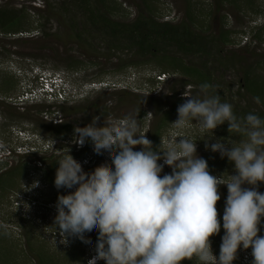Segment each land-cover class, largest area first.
Masks as SVG:
<instances>
[{"label":"clouds","instance_id":"obj_1","mask_svg":"<svg viewBox=\"0 0 264 264\" xmlns=\"http://www.w3.org/2000/svg\"><path fill=\"white\" fill-rule=\"evenodd\" d=\"M32 76L36 87H29L20 99H75L76 89L65 77L40 71ZM131 82L128 79L124 83L129 86ZM100 83L103 87L105 82ZM209 88L207 83L201 84L202 98L189 96L178 105L177 119L170 124L184 129L195 123L201 131L210 130L208 138L212 139L213 130L227 122L229 132L246 136L239 145L223 139L205 144L221 158L227 157L235 174L227 180L210 174L207 161L197 154V140L189 135L173 132L167 145L161 141L154 150L152 142L139 132L137 116H125L111 125L104 121L98 124L100 117L93 116L84 127H74V142L78 146L90 142L94 153L107 157L112 167L102 165L85 172L84 165L69 150L56 162L54 187L74 189L58 195L55 203L53 222L61 243L74 238L91 249L93 245L85 237L96 233L95 254L87 264H180L193 257L199 264H233L237 250H248V254L249 248L251 264H264V233L258 235L264 228V193L256 187L258 182L264 183V119L254 113L238 118L231 104L221 102L219 95L207 94ZM59 94L66 98L60 100ZM254 100L260 102L259 97ZM24 137L23 147L30 143L28 147L37 148L34 153L43 151L46 145L47 149L52 147L37 137L35 141L28 134ZM136 146L140 149L134 150ZM12 152L31 155L0 144V163ZM165 166L171 172L161 175ZM219 185L227 188L220 219L216 208L221 198ZM221 227L224 231L215 256L209 237L218 234ZM247 254L245 261L249 260Z\"/></svg>","mask_w":264,"mask_h":264},{"label":"rangeland","instance_id":"obj_2","mask_svg":"<svg viewBox=\"0 0 264 264\" xmlns=\"http://www.w3.org/2000/svg\"><path fill=\"white\" fill-rule=\"evenodd\" d=\"M57 1L60 0H51L50 3L52 7L48 9L45 0H0V7L6 5L19 10L24 9L25 12V9H27L31 17L35 16V9H37L41 12L40 14H44L46 19L51 20V23L48 25L49 32L52 31L53 33L59 27L60 31H62L61 36L64 40L62 44L60 43L59 49L55 51L59 53V56H53V54H49L50 52H46V54L49 55V63H44V60L38 57L41 52V50H39L41 44H38V41H11L8 46L4 44L1 46L0 44V52L2 53L0 54V89H9L7 91V96H4L3 93L0 92V144L9 150L17 149V147L23 146L24 136L28 134L33 140L37 137L39 140L43 141L44 144L47 140L52 146L56 145V141H53L51 137L57 129L55 125L60 124L61 120L64 118L62 113L56 109V105L59 106L62 104L63 106L65 104H63V102H51V104H49L44 100L34 101L29 99L26 101L28 99L26 96L21 97V99L19 98L29 87H36L35 83H33L32 75L37 71L65 77L71 87L76 89V93L73 92V94H76L75 99H71V102L65 105L71 109V113L77 116L75 117L71 114V121L78 120L77 122H73L74 127H84L91 122L93 116H96L97 112L94 108L95 105L91 106V103L94 101L97 103L96 109L106 107L109 111H105L104 113L109 112L110 114L106 115L104 118L101 117L97 123L102 124L104 121L108 125L120 121L121 118L125 116H137L138 109L142 105L145 112H147L145 115L146 118H144L146 125L141 126L139 124V132L144 133L146 138L150 140L151 133L155 130L154 127L157 125L162 115L161 112L173 106L169 104L172 102L169 101L168 103L165 97L172 95L169 92L170 86L175 84L176 80H180L182 78L181 75L167 74V79H165V81L154 85L152 82L153 78L160 72H152L151 68L146 64L140 66L139 69L131 68L130 71L123 72V74H108L105 77H98L99 68L97 67L75 72L68 71L67 65L60 63L63 62V55L66 53V50H68V48L70 49L73 45L69 40L67 34L68 30H65L66 27L62 24L67 19V13L55 9ZM146 1L149 7L155 10V16L159 21L171 22L173 24H178L189 9L187 0ZM232 1L233 2L229 0H227V2L224 1L222 6L220 5V10H217L214 7L215 0H194V2L199 3L195 11V29L198 32L199 30H204L205 36L211 35L214 39H220V35L226 31L235 32V34L232 35V44L227 45L223 44L221 41L218 42V53L221 57L219 55L217 56V52L214 51L215 59H228V62L231 63V66L223 71L224 78H217L218 82L222 85V89L220 90H223V95L221 96L224 97L221 99V102L231 104L233 112L235 110L240 112L242 109L248 107L251 108L253 112H258L260 110L264 111V99L257 103L254 97L246 91L244 84L246 74L253 70V67L256 66V61H264V30L261 32L262 42L259 43L257 40H254V36L258 33V29L264 25V0ZM104 2L107 4H113L115 2L121 4L120 7L126 11L124 15H122V20L134 19L139 10L146 12L143 0H105ZM1 36L3 35L0 34V38H3ZM30 36H32V34H24L19 35V38H29ZM11 38L13 39L14 36H11ZM15 38H18V36ZM36 48L39 49L36 50ZM70 53L71 55L75 54L73 51ZM86 57L88 59H95L93 51L85 56V58ZM190 61L198 65L204 60L190 58ZM152 65H155V63ZM257 72L264 81V64ZM183 78L187 80L185 77ZM128 79L129 81L132 80L131 85L126 87L121 86L124 85V82L128 81ZM8 80H10V83L12 80L14 82L11 84L13 87L12 89L10 88V83H5L6 81L8 82ZM180 81L178 85H176V90L179 92L178 97L182 98L184 102L190 98L189 96L203 97L204 94L199 87L192 86V84L189 83L182 88L179 86ZM100 82H105L104 84L108 85V87H99L101 84ZM33 84L34 86H32ZM123 91L150 97V99H154V102L153 104H142L133 99L127 100L126 97L122 96ZM207 94L210 95L208 91ZM110 97L113 98L111 99ZM144 100L148 99L145 98ZM161 104L165 105V109H161ZM171 128L174 127L171 126ZM221 128L222 124L218 125L213 130V138L209 139L208 137L212 135L211 131H201L198 125L193 123L190 127L184 128L185 130L175 128L174 131L170 130L168 134L163 137L162 143L167 145L168 137L173 132H181L197 140L195 142L197 154L207 162L214 160H216V162H221L222 160L226 161L228 160L227 157L221 158L218 152H212L210 149H206L205 144L207 143L210 145L215 142V139H223L224 142L230 145H239L246 141L247 137L240 134H227L225 130L220 132ZM179 139L178 137L177 140ZM74 141V135L66 140L64 144L69 148H65V152L69 150L73 158L84 165L82 168L85 172H90L88 164L95 166L93 170L102 165L105 167H112L107 157L98 155L94 156L92 163L88 161L84 163L86 159L93 156V148L84 159H79L81 153L78 151L80 149ZM86 143L87 141L83 146H85ZM28 146H31V144L29 143L26 147ZM139 149L140 146H136L134 150ZM12 153L11 157H5L3 162L0 163V177L11 168L14 169L20 164L22 166V163H20L21 161L27 163L26 166L28 169L22 176L18 177L16 182L12 181L13 184H17L14 192H7L4 195H0V261L8 260L7 257L3 258L2 252L4 255H6L5 253L14 252L16 258H18L15 262L16 264H38V260L31 250V246L35 249L38 246L36 250L41 254L43 261H46L48 264L51 262V264H87L89 257L95 254L97 234L94 233L91 236L85 237L87 241L92 243L93 247L91 249L85 247L78 239L74 238H70L66 244H63L60 242L61 237L58 228L53 222L56 215L54 211L56 201H53V199L55 200L56 195L60 193L64 195L65 192L67 193L74 190L64 188L58 190L54 187L53 182L49 181V177L52 175L49 170L50 164L52 161L59 159L58 156L60 153L52 154L49 149L44 148L43 151L35 153L36 156L31 158L29 155H22L25 156L23 160L21 154L17 152ZM52 156H54V159H50ZM40 158H46V162L41 161ZM227 162L228 161H226V164ZM229 164L230 167L221 170L217 176L223 174L224 177L222 178L224 179L227 177L228 179L229 175L235 174L233 163L230 162ZM23 165L25 166V164ZM168 169L170 172L171 169L169 167ZM213 170H215V168ZM164 172L165 171H163L161 175H163ZM34 182H38V186L33 187ZM244 187L252 186L244 185ZM256 187L257 191L264 193L261 186L259 187L257 185ZM226 189V185H222L218 189L221 195L220 200L216 203L218 219L222 216L224 200L227 196L224 195ZM62 190H64V192H62ZM30 195H34V198L37 197L39 202L36 204L26 201L28 200L27 196ZM47 207L50 209H47ZM261 219L262 223H264V217ZM223 231L224 230L220 231L218 235L209 237L211 248L213 247L212 252L215 256H217L216 252H219ZM262 233H264V228H261L258 235ZM4 240L10 244H14L15 247L13 249L12 247L6 248L5 245L7 242ZM41 246H43L45 252L39 249ZM73 249L77 250L76 253H79L78 255L80 257L78 261L68 260L73 257V255H69ZM243 250L241 252L239 249L237 250V258L234 260L235 262L233 264H251V248H249L250 253H248L250 255L247 254L248 250ZM50 253L54 257V260L51 258ZM246 254L249 260L245 261ZM68 255L70 256L69 258ZM9 259L8 261H11V258ZM181 263L199 264L195 257L191 260H182L180 264Z\"/></svg>","mask_w":264,"mask_h":264},{"label":"trees","instance_id":"obj_3","mask_svg":"<svg viewBox=\"0 0 264 264\" xmlns=\"http://www.w3.org/2000/svg\"><path fill=\"white\" fill-rule=\"evenodd\" d=\"M50 1L51 0H45V4L48 9L52 7ZM104 1L105 0H60L56 2L57 6L55 9H59V11L67 13V19L62 24L66 27L65 30H68L67 34L71 44L73 45L70 49L68 48V50H66V53H64L65 56L63 55V62L60 64L67 65V70L73 72L97 67L99 68L98 77H105L108 74H123V72L128 70L130 71L131 68L139 69L140 66L146 64L151 68L152 72H160L153 78L152 82L154 85L162 82L157 78L163 74L166 76L167 74L181 75V81L176 80L175 84L170 86L169 92L172 95L165 97L167 98L168 103L169 101L172 102L169 104L173 106L161 112L162 115L160 114V120L154 127L155 130L151 133L152 135L150 136V141L152 142L153 149L156 150L161 144V141H163V137H165L170 130L174 131V128H171L172 125L170 123L177 119L178 105L184 103V100L178 97L179 92L176 90V85H178L179 81V86L182 88L189 83L192 84V86L199 88L201 84L207 83L210 85V88L207 90L208 93H210V95H219L220 100L223 99L224 96H221L223 95V90H220L222 89V85L218 82L217 78H224L223 71L228 69L229 66H231V63L228 62V59H215L214 51L217 52V56H220L218 53L219 48L217 47L218 42L221 41L223 44L227 45L232 44V35H234L235 32L226 31L220 35V39H214L211 35L205 36L204 30H199L198 32L195 29L196 21L194 18L196 7L199 3L194 2V0H187L189 9L178 24L159 21L155 16V10L152 7H149L146 0H143L146 12L139 10L138 14L132 20L121 19L122 15L126 12L120 7L121 4H117L116 2L113 4H107ZM224 1L227 2V0H215V9L220 10V5L222 6ZM229 1L233 2L232 0ZM234 1L239 2V0ZM25 10L26 12L24 9L19 10L6 5L4 7H0V34L3 35L1 36L3 38H0V44L1 46L2 44L8 46L11 41H38L37 43L41 44L40 49L36 48V50H41L40 56L38 57L43 59L44 63H49V55H47L46 52H50L49 54H53V56H59V53L55 51L59 49L60 43L62 44L64 41L61 36L62 31H60V28L58 27L55 32H49L48 25L51 23V20L46 19L44 14H40L41 12L37 9H35V16L32 17L28 14L29 11L27 12V9ZM262 30H264V25L258 29V33L254 36V40H257L259 43L262 42ZM24 34H32V36L29 38H19V35ZM11 36H14V38L12 39ZM16 36H18V38H15ZM71 51L75 54L71 55ZM92 51L95 59H88L87 57L86 59L85 56ZM0 54L2 53L0 52ZM190 58H198L199 60L203 59L204 61L197 65L194 62L192 63ZM154 63L155 65H152ZM263 64V60H257L256 66L253 67V70L249 71L244 78L246 91L253 97H259L261 101L264 99V81L257 70L262 68ZM183 77L187 80H184ZM9 81L10 80L5 83L9 84ZM12 83H14L13 80L10 83L11 89L13 88L11 85ZM8 90L9 89L6 90L1 88L0 92L3 93L4 96H7ZM122 96L126 97L127 100L133 99L134 101L142 104H153L154 102V99H150V97L128 91H123ZM110 98L112 99L113 97ZM145 98L148 100H144ZM68 102L70 103L71 101L63 102V104L66 105ZM47 103L51 104V102ZM96 104L97 103L95 101L91 103V106L95 105L94 108L97 112L96 116L104 118L106 115H110L109 112L104 113L105 111H109L106 107L96 109ZM65 105H56V109L62 113L64 118L61 120L60 124L55 125L57 129L54 134H52L51 138H53V141H56V145H53V148L49 149L52 154L60 153L58 156L59 159L67 153L65 152V148L69 147L64 143L68 140V138L73 137V122L78 121H71L70 118L73 113H71V109ZM161 109H165L164 104L161 106ZM146 113L147 112H145L144 107L141 105L137 112V118L139 120L138 124L141 126L146 125L144 122ZM233 113L241 119L248 113L257 114L259 117L264 119V111L260 110L258 112H253L249 107L242 109L240 112L235 110ZM74 116L77 117L76 115ZM224 130L227 134L243 135L241 133L229 132L227 122L222 124L220 132H223ZM91 146L90 142H87L85 146H78L80 149L78 152L81 153L79 155V159H84V157H86L92 149ZM92 153L93 158L90 163L93 162L94 156H96L93 150ZM33 156H36L35 153L33 155H29L30 158ZM53 157L54 156L50 157V159H54ZM21 158L23 160L25 159V156H22ZM40 160L46 162V158H40ZM58 160L52 161L50 164L51 166L49 167V170L52 173L49 177V181L51 182L54 181L55 171L58 167L56 162ZM226 161L222 160L221 162H216V160H214L207 162L210 174L217 176L221 170L228 169V167H230V161H228L227 164ZM20 163H22V166L20 164L18 167L14 169L11 168L4 175H1L0 195H4L7 192H14L17 184H13L12 181L16 182L18 177L22 176V174L28 169L26 162L21 161ZM23 164H25V166ZM94 167L95 166L90 165L89 170L92 171ZM214 168L215 170H213ZM163 171H165L164 173L171 172H169V169L166 166L163 168ZM220 175L224 177L223 174ZM224 180H227V177L224 178ZM257 185L259 187L261 186L264 191V186H262L264 183L258 182ZM220 186L222 185H219L218 189ZM62 192H64V190H62ZM67 193L65 192V194ZM59 195H63V193H60ZM224 195H227V189L224 191ZM29 197L31 198L30 200H32L31 203L37 204L39 202L37 197L34 198V195H30ZM57 197L58 195H56V199H53V201H56ZM47 209L50 208L47 207ZM221 229L223 230L222 227ZM4 241L7 242L6 240ZM5 247H12L13 249L15 245L7 242ZM42 248L43 246L39 247V249L44 251V248ZM36 249H38V246ZM36 249L31 246V250L38 260V264H48L46 261H43L41 254ZM211 249H213V247ZM74 250L75 249H73L69 254L73 255V257L69 258L70 256L68 255L69 261L79 260V253H76L77 250ZM5 254L6 255L2 252V255L4 256L3 258L7 257L8 260L11 258V261H0V264H16L15 262L18 258H16L14 252ZM218 254L219 252H216L217 256ZM50 256L54 260L52 254ZM234 262L235 261H233V263Z\"/></svg>","mask_w":264,"mask_h":264},{"label":"built area","instance_id":"obj_4","mask_svg":"<svg viewBox=\"0 0 264 264\" xmlns=\"http://www.w3.org/2000/svg\"><path fill=\"white\" fill-rule=\"evenodd\" d=\"M158 79H160V81H162L164 79H167V76L163 74L160 77H158ZM102 85H103V87L104 86H107L106 84H102ZM127 85H128V83L127 84L124 83V85H121V86L126 87ZM114 87H116V86H114ZM58 98L60 100H64L66 98V96L65 95H62V94H59L58 95ZM46 148H48V145H46ZM17 151L20 152V153L21 152H24V153L32 154V153H34V152L37 151V148H35V147H27L26 148V147L21 146V147H18L17 148Z\"/></svg>","mask_w":264,"mask_h":264}]
</instances>
